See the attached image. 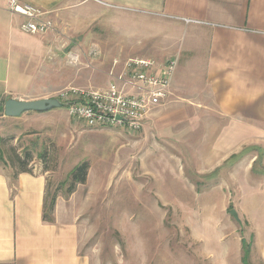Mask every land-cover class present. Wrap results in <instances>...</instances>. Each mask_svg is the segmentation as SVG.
Instances as JSON below:
<instances>
[{"label": "rangeland", "instance_id": "374dc122", "mask_svg": "<svg viewBox=\"0 0 264 264\" xmlns=\"http://www.w3.org/2000/svg\"><path fill=\"white\" fill-rule=\"evenodd\" d=\"M82 1L70 18L62 6L41 8L56 28L49 33L59 59L50 97L68 87L106 88L129 58L179 62L180 54L149 41L159 21L144 11ZM188 130L151 119L134 133L89 127L67 107L0 115L5 158L32 152L33 171L50 169L51 193L76 164L90 163L87 182L59 195L79 227V251L93 264H264V126ZM245 132L247 142H239ZM228 141L227 159L204 157ZM9 163L0 159V168Z\"/></svg>", "mask_w": 264, "mask_h": 264}, {"label": "crops", "instance_id": "0c3cea01", "mask_svg": "<svg viewBox=\"0 0 264 264\" xmlns=\"http://www.w3.org/2000/svg\"><path fill=\"white\" fill-rule=\"evenodd\" d=\"M20 1L50 13L62 6L61 14L67 18L72 4L83 2ZM94 2L121 11H144L159 21V34L148 31L149 41L169 48L167 55H181L168 99L146 119L143 128L150 119L161 127L190 128L187 133H193V128L264 126V0H91ZM7 3L0 0L2 117H7L1 108L10 97H50L56 89L59 60L50 32H24L23 17L11 13ZM158 55L161 59L164 53ZM29 113L34 117L45 114ZM238 137L239 142L242 138L247 142L246 132ZM228 142L204 157L227 159L232 141ZM13 174V168H0V264H93L79 251V227L63 196L56 201L55 221L43 219L50 174L20 172L16 179Z\"/></svg>", "mask_w": 264, "mask_h": 264}, {"label": "built area", "instance_id": "2783aa9c", "mask_svg": "<svg viewBox=\"0 0 264 264\" xmlns=\"http://www.w3.org/2000/svg\"><path fill=\"white\" fill-rule=\"evenodd\" d=\"M8 10L23 17L21 25L30 34L55 30V24L41 8L20 0H8ZM177 59L159 62L131 58L112 74L103 89L68 87L58 95L67 103L69 114L89 127H114L139 132L144 122L170 94Z\"/></svg>", "mask_w": 264, "mask_h": 264}, {"label": "trees", "instance_id": "16d2710c", "mask_svg": "<svg viewBox=\"0 0 264 264\" xmlns=\"http://www.w3.org/2000/svg\"><path fill=\"white\" fill-rule=\"evenodd\" d=\"M1 112H4V106L1 108ZM3 137L0 136V159L4 160L6 163H9L11 167L14 169L13 178L16 179L20 172H33V169L29 167L31 161L33 160V154L30 151H26L25 154H15L14 157H10L9 159L5 158L4 150L2 148ZM45 155V151L40 153V158H43ZM90 169V163L86 160L79 162L76 164L67 174L66 180H64L58 188L54 192H50L49 184L47 186V191L45 194L44 201V211H43V219L46 222H54V211L56 206V201L59 196V189L63 186H67V194L73 193L78 185L85 184L88 179ZM50 169H47V171ZM249 248L245 250V254L243 256V261L247 263V258L249 255Z\"/></svg>", "mask_w": 264, "mask_h": 264}, {"label": "water", "instance_id": "95a60500", "mask_svg": "<svg viewBox=\"0 0 264 264\" xmlns=\"http://www.w3.org/2000/svg\"><path fill=\"white\" fill-rule=\"evenodd\" d=\"M65 107H67V103L57 97H45L33 100L10 97L5 101L4 114L7 117H19L27 112L47 113L54 109Z\"/></svg>", "mask_w": 264, "mask_h": 264}]
</instances>
